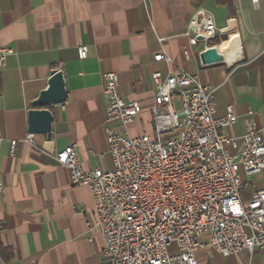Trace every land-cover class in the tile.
Masks as SVG:
<instances>
[{
    "label": "crops",
    "instance_id": "crops-1",
    "mask_svg": "<svg viewBox=\"0 0 264 264\" xmlns=\"http://www.w3.org/2000/svg\"><path fill=\"white\" fill-rule=\"evenodd\" d=\"M233 2L234 15L215 0H0V44L13 49L0 68V264H107L103 236L86 224L91 190L73 184L55 158L75 144L84 169L113 168L104 72L116 74L125 101L142 106L127 127L131 136L154 133L153 73L181 70L215 89L216 116L232 106L236 120L225 134L239 139L254 115L264 139V0ZM200 9L212 13L216 35L193 45L187 30ZM81 45L88 50L84 59L77 54ZM210 46L222 53L221 62H201L200 52ZM159 53L170 59L155 60ZM56 68L67 98L47 106L53 115L49 138L28 130V112ZM111 125L126 131L118 122ZM29 133L34 143L26 140ZM240 175L242 200L264 188V168ZM197 259L264 264V247L227 257L201 248Z\"/></svg>",
    "mask_w": 264,
    "mask_h": 264
},
{
    "label": "built area",
    "instance_id": "built-area-1",
    "mask_svg": "<svg viewBox=\"0 0 264 264\" xmlns=\"http://www.w3.org/2000/svg\"><path fill=\"white\" fill-rule=\"evenodd\" d=\"M203 18L212 21L210 26L194 22ZM215 34L212 13L197 11L187 30L190 44ZM12 52L0 44V68ZM87 52L85 45L77 48L80 59ZM154 59L170 58L159 53ZM153 82L154 133L131 136L127 127L142 106L120 96L114 72L102 74L112 169H84L75 144L55 155L73 184L91 190L93 208L86 224L98 227L103 236L106 263L199 264L201 248L227 257L264 247V188L247 201L241 197L240 171L254 175L264 168V139L255 116L238 139L223 131L236 120L232 106L216 116L215 89L195 75L176 70L164 76L157 71ZM116 122L126 131L111 125ZM26 140L34 143L33 134ZM15 149L12 141L11 153Z\"/></svg>",
    "mask_w": 264,
    "mask_h": 264
},
{
    "label": "water",
    "instance_id": "water-1",
    "mask_svg": "<svg viewBox=\"0 0 264 264\" xmlns=\"http://www.w3.org/2000/svg\"><path fill=\"white\" fill-rule=\"evenodd\" d=\"M199 39L201 40L202 37L199 36ZM199 57L203 64L219 63L223 60V55L216 46L205 48L200 52ZM66 98L67 92L63 72L56 68L51 72L48 87L42 90L32 102L33 108L28 112V130L34 133H46L50 138L53 115L47 106L61 103Z\"/></svg>",
    "mask_w": 264,
    "mask_h": 264
},
{
    "label": "trees",
    "instance_id": "trees-1",
    "mask_svg": "<svg viewBox=\"0 0 264 264\" xmlns=\"http://www.w3.org/2000/svg\"><path fill=\"white\" fill-rule=\"evenodd\" d=\"M218 4H220V5H225V6H227V8H228V10H229V13L231 14V15H234L235 14V10H236V8H235V6H234V2H233V0H215Z\"/></svg>",
    "mask_w": 264,
    "mask_h": 264
},
{
    "label": "bare ground",
    "instance_id": "bare-ground-1",
    "mask_svg": "<svg viewBox=\"0 0 264 264\" xmlns=\"http://www.w3.org/2000/svg\"><path fill=\"white\" fill-rule=\"evenodd\" d=\"M194 22H201L200 25L203 26H210V19L209 18H203L202 20H194ZM212 32V29H210V33ZM222 54V53H221ZM224 57V56H223Z\"/></svg>",
    "mask_w": 264,
    "mask_h": 264
},
{
    "label": "rangeland",
    "instance_id": "rangeland-1",
    "mask_svg": "<svg viewBox=\"0 0 264 264\" xmlns=\"http://www.w3.org/2000/svg\"><path fill=\"white\" fill-rule=\"evenodd\" d=\"M216 35V34H215Z\"/></svg>",
    "mask_w": 264,
    "mask_h": 264
}]
</instances>
